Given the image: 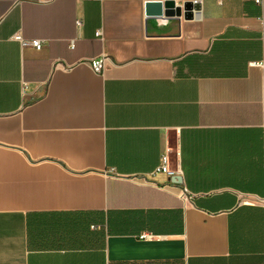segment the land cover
I'll return each instance as SVG.
<instances>
[{
	"label": "crops",
	"instance_id": "0c3cea01",
	"mask_svg": "<svg viewBox=\"0 0 264 264\" xmlns=\"http://www.w3.org/2000/svg\"><path fill=\"white\" fill-rule=\"evenodd\" d=\"M147 1L0 0V264H264V2Z\"/></svg>",
	"mask_w": 264,
	"mask_h": 264
},
{
	"label": "built area",
	"instance_id": "2783aa9c",
	"mask_svg": "<svg viewBox=\"0 0 264 264\" xmlns=\"http://www.w3.org/2000/svg\"><path fill=\"white\" fill-rule=\"evenodd\" d=\"M194 1L195 2H200L201 0H194ZM219 1H221V0H219ZM255 1L257 3H260V4H263V2H264V0H255ZM78 23L81 24L80 21H78ZM262 33L264 34V26H263ZM100 34H101V32L98 31L97 32V35H100ZM14 40L20 41L23 46H31L33 48L35 47L36 49H41L44 46L43 40H40V39H37V38H34V40L25 39L22 36L21 32H18L17 34H15ZM72 47H74V43H72ZM106 61H107V58L105 57V55H103V56L98 57L97 59L91 60L90 61V65H91L92 69L96 73H99V72H103L104 71L103 68H104V66L106 64ZM169 153H170V150H168V152H165L163 154V156L161 158V165L157 169V172H162V173L165 172V173H167L169 175V177L172 178V177H175L176 172H174L171 169V167H170V163H169V161H170ZM172 182L174 184H177L178 185V183L174 182L173 180H172ZM185 193H186V189L183 190V194H185ZM149 236H150V234H143L142 235L143 238H149Z\"/></svg>",
	"mask_w": 264,
	"mask_h": 264
},
{
	"label": "water",
	"instance_id": "95a60500",
	"mask_svg": "<svg viewBox=\"0 0 264 264\" xmlns=\"http://www.w3.org/2000/svg\"><path fill=\"white\" fill-rule=\"evenodd\" d=\"M184 6L177 5L176 2L172 0L166 1H147L146 6V15L149 17H160V16H181L184 15L187 18H191L193 15V10L196 5L192 3H184ZM173 181L180 184L182 179L178 176L172 177Z\"/></svg>",
	"mask_w": 264,
	"mask_h": 264
}]
</instances>
